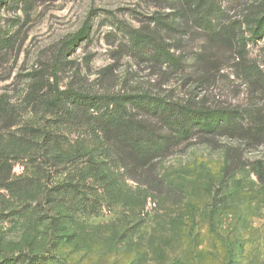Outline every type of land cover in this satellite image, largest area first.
<instances>
[{
  "label": "rangeland",
  "instance_id": "374dc122",
  "mask_svg": "<svg viewBox=\"0 0 264 264\" xmlns=\"http://www.w3.org/2000/svg\"><path fill=\"white\" fill-rule=\"evenodd\" d=\"M262 15L264 0H0V156L13 173L34 170L24 154L32 130L54 120L48 111L57 108L44 100L57 88L95 95L102 111L117 113L143 91L240 110L264 105L254 83L264 78V38L252 37ZM87 18L88 38L70 45ZM160 45L186 63L145 55ZM156 168L152 189L115 168L106 187L77 196L96 205L75 218L61 197L59 207L18 216L30 201L0 185V264H264V144L193 138Z\"/></svg>",
  "mask_w": 264,
  "mask_h": 264
},
{
  "label": "trees",
  "instance_id": "16d2710c",
  "mask_svg": "<svg viewBox=\"0 0 264 264\" xmlns=\"http://www.w3.org/2000/svg\"><path fill=\"white\" fill-rule=\"evenodd\" d=\"M208 7L210 9L212 4ZM210 13L208 10V14L202 16L207 26L214 21ZM91 27L87 18L70 39V45L76 46L87 39ZM252 37L254 40L264 38V15L254 19ZM145 55L175 67L186 63L183 56L174 55L162 45L152 47ZM254 83L262 88L264 78L257 77ZM256 97L260 98L258 93ZM127 98L130 102L124 113L102 111L95 95L72 89L57 88L55 95L44 100L48 109L57 108V112L53 114L49 110L48 113L55 116L54 120L46 118V123L34 128L30 134L32 144L27 148L29 154L25 152L24 155L30 159L29 165L34 170L28 173L26 165L28 168L22 173H13L6 156H0V185L30 201L24 206H32L31 212L20 210L18 216L31 214L37 206L59 207L58 197H61L59 204L69 202V206L75 207L68 208L69 217L93 213L96 203L91 199H75L79 194L86 195L84 189L93 185L95 188L106 187L105 181L110 173L114 175L115 168L123 169L127 178L138 184L151 189L158 187L160 179L156 163L189 139L218 141L226 137L237 139L249 148L264 144V105H258L257 101L240 110L219 104H199L194 100L183 101L149 91L132 93ZM74 118L83 125H74ZM234 119L238 120L232 123ZM246 119L248 123L244 122ZM86 126L89 128L84 130ZM26 136L18 138L17 143L26 145L23 141ZM88 145L91 148H87ZM69 164L74 165L73 169L65 172L61 180L53 181L55 176L68 169ZM80 206L85 209L78 210ZM53 220L55 216L50 221Z\"/></svg>",
  "mask_w": 264,
  "mask_h": 264
}]
</instances>
